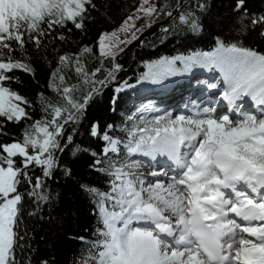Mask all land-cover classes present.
Listing matches in <instances>:
<instances>
[{"label": "snow or ice", "instance_id": "snow-or-ice-1", "mask_svg": "<svg viewBox=\"0 0 264 264\" xmlns=\"http://www.w3.org/2000/svg\"><path fill=\"white\" fill-rule=\"evenodd\" d=\"M194 7L203 11L205 4ZM96 8L94 0H0V136L9 135L6 125L23 124L20 139L0 142V264H21L17 249L25 239L19 231L25 201L37 208L49 201L45 181L58 167V154L70 146L74 156L89 155V166L108 177L106 190L81 186L93 199L100 225L81 264H264V52L216 36L211 51L145 62L137 83L160 85L194 68L219 72L220 83L207 85L218 90L217 106L173 115L142 105L126 117L131 125L121 130L122 137L113 135V124L102 130L92 123L88 135L103 142L99 152L92 151L75 143L78 126L89 105L118 80L117 57L160 18L174 17L167 3L139 0L117 29L102 32L96 41L100 66L91 71L84 57L93 48L59 55L48 82L59 99L50 102L38 94L45 113L40 120L32 119V101L11 83L19 81L14 72L35 75L30 49L39 53L51 44L57 51L53 41L66 39L58 30L70 32L71 24L83 31ZM232 10L239 32L259 29L264 39V15L249 17L246 0H235ZM175 12L174 23L187 25L195 35L202 32L181 0ZM66 70L74 72L77 84L68 83ZM117 100L111 97L113 112ZM137 156L154 163L163 157L167 168L145 176L134 170L144 163L130 159ZM105 163L108 167H101Z\"/></svg>", "mask_w": 264, "mask_h": 264}, {"label": "trees", "instance_id": "trees-1", "mask_svg": "<svg viewBox=\"0 0 264 264\" xmlns=\"http://www.w3.org/2000/svg\"><path fill=\"white\" fill-rule=\"evenodd\" d=\"M94 2L97 8L91 10V19L85 21L83 31L75 29L71 24L70 32L67 29L58 30L66 39L53 41L57 51L52 50L51 44L39 53L29 50L28 59L33 66L34 76L19 71L12 74L19 77L18 82L11 83L12 89L33 103V108L28 109L33 120L45 117L38 103L39 93H43L50 102L59 99L48 87L58 56L64 53H78L83 46H89L93 48V53L84 57L85 65L89 71L99 67L100 58L95 54V42L98 36L119 26L136 7L138 0H94ZM181 2L184 10L195 13V18L203 26L202 32L195 35L187 25L174 23V17L177 15L176 0H160L158 5L167 3L170 10H173L174 17L160 18L117 57V63L122 66V70L115 85L121 84L122 81L134 85L145 71L144 63L161 56H172L193 50L211 51L215 46L216 36H220L226 42L239 39L245 46L264 52V39L259 37V29L247 33L238 31L239 18L232 10L235 0H181ZM197 2L205 4L203 11L194 7ZM246 9L249 17L264 15V0H246ZM244 22L247 23V19ZM165 27L170 28L168 33L161 31ZM16 55L19 57L20 54ZM110 66L111 62L105 61V67ZM65 74L69 84L78 83L74 72L66 70ZM111 86L105 90L102 97H98L89 105L85 118L78 126L74 141L81 147L100 151L102 141H97L88 135L92 123L98 122L102 130L108 124H113L115 137H122L121 130L128 126L127 112L138 101L141 93L136 86H133L130 91L116 94L111 91ZM113 95L118 97L114 112L110 103ZM22 130L23 124L6 125L4 131L9 135L0 136V142L20 139ZM71 147L64 153L58 154V167L53 171L51 178L45 181L49 201L42 203L39 208L34 202L25 201L19 228L25 239L20 242L23 247L17 249V259L21 264H42L43 261H47L48 264H81L82 258L87 257L91 242L97 238L96 232L100 225L94 215L93 199L81 186L87 185L106 190L108 177L89 166L92 159L89 155L81 153L74 156ZM116 162L119 166L120 161ZM101 167L108 165L105 163ZM66 170H69V174H66ZM29 213L33 214L29 215ZM78 237H84V242L77 239Z\"/></svg>", "mask_w": 264, "mask_h": 264}, {"label": "bare ground", "instance_id": "bare-ground-1", "mask_svg": "<svg viewBox=\"0 0 264 264\" xmlns=\"http://www.w3.org/2000/svg\"><path fill=\"white\" fill-rule=\"evenodd\" d=\"M201 69L202 71L206 73V76L202 77L201 75L200 79H202L203 81L196 83V86H194V84H192V82H190L189 79H186V78L182 79V76H181L180 77L181 80L178 81L179 83L176 81L180 78H169L167 81H164V83L160 85H153V84L144 82L142 83V87L145 86V87L153 88L154 94L157 93V91L155 90L157 88H159L161 91L165 93L168 92L167 94H170V95H169V100L167 101V106L169 107V109H172L174 114H180L182 112L180 109V106L182 104H185L187 109H192L194 106L199 107V108H205V106L210 104L209 102H211L212 100H216L217 98L216 94L218 93L217 90H213L210 88L206 92V87L209 83H219V78H217L218 82L214 80L213 72L215 74V70H208L204 68H201ZM216 73H217L216 75L220 77L219 72L216 71ZM198 75L199 73H197V71H194L193 74H191V76L188 75V77L191 78L190 80H195L197 79ZM166 85H168L167 88H166ZM141 95L144 96L145 91H143ZM136 159L144 161L143 163L144 166L139 167V169L146 172L147 175L149 173L148 171H152L148 168V166L153 167V166L160 165L161 168H164V169L167 168V166L164 165L163 163L165 159L163 157L158 158L159 163H154L148 160L146 157H140V156L134 157L131 160L135 161Z\"/></svg>", "mask_w": 264, "mask_h": 264}, {"label": "rangeland", "instance_id": "rangeland-1", "mask_svg": "<svg viewBox=\"0 0 264 264\" xmlns=\"http://www.w3.org/2000/svg\"><path fill=\"white\" fill-rule=\"evenodd\" d=\"M159 1L160 0H155V2L158 4L159 3ZM138 4H139V0H138V3H137V5H136V7L138 6ZM135 7V8H136ZM135 8L128 14V15H130L134 10H135ZM127 15V16H128ZM126 16V17H127ZM125 17V18H126ZM123 22V21H122ZM121 22V23H122ZM121 23H120V25H121ZM144 23V21L143 20H141V21H139L138 22V25L139 24H143ZM119 25V26H120ZM119 26H117L115 29H117ZM114 30V29H113ZM112 30V31H113ZM109 32H111V31H109ZM99 37V36H98ZM98 39V38H97ZM97 41V40H96ZM95 54L97 55V56H99V53H98V46H97V43L95 42ZM193 72H194V70H192L190 73L191 74H193ZM189 73V74H190ZM186 77L188 76V74L187 75H185ZM177 77H181V76H177ZM176 77V78H177ZM170 78H174V77H170ZM184 77L182 76V79H183ZM169 79V78H168ZM167 79V80H168ZM189 79V81L191 82L192 80H190L191 78H188ZM167 80H165V81H167ZM181 80V78L180 79H178L176 82H178V81H180ZM179 83V82H178ZM117 85H115V83H114V85L112 84V86H111V91H114V89L118 86V85H121V84H124V81H122V83L121 84H119V83H116ZM127 85H129V86H126V87H124L123 88V90L121 91V92H124V91H130L131 89H132V87L133 86H136L137 87V89L139 90V89H141L142 88V83H137V81L135 82V84L134 85H131V84H128L127 83ZM144 85V84H143ZM150 86V85H149ZM167 86L168 85H166V88H167ZM194 86H196V85H194ZM146 88L148 89V91L146 90ZM208 87H206V92L208 91ZM144 90H146L145 91V95H147V92L149 93V95L148 96H146L145 98H143V104L142 105H145V104H149V103H151L152 105H154L157 109H159V112L158 113H156V114H164L165 112H170V113H172V114H174L173 113V111H172V109H169V107L167 106V101L169 100V97H168V99L166 100H163V99H160L159 97H157V96H155V94H154V89L153 88H149V87H145L144 88ZM150 90H151V92H150ZM156 91H157V94L159 95V96H162V95H166V93L165 92H160L159 93V88H157V89H155ZM153 94V95H152ZM144 95V96H145ZM135 105V106H134ZM129 110H128V112H127V117L128 116H130V115H132V116H134L135 114H136V112H137V109L139 108V107H141L142 105H141V103H139V106L137 107V105H138V101H137V104H134ZM209 106H211V104H208L207 106H205V107H209ZM180 109H181V113H183V112H185L186 110H188L187 108H186V105L185 104H182L181 106H180ZM175 115V114H174ZM131 125V121H129V123H128V126H130ZM127 126V127H128ZM122 135L124 136V133L122 132ZM103 143V142H102ZM132 158H134V157H132ZM132 158H130V159H132ZM136 160H139V159H136ZM135 160V161H136ZM139 161H141V160H139ZM143 167L144 166V164L142 163L141 165H140V167ZM149 168V167H148ZM157 168H159V167H150L149 169L150 170H152V171H154V170H156V171H161V169H157ZM136 172H138V173H141V174H143V175H145V176H147V173L146 172H144L143 170H141V169H139V167L138 168H136V169H134ZM148 172H151V171H148ZM151 179V178H150Z\"/></svg>", "mask_w": 264, "mask_h": 264}]
</instances>
